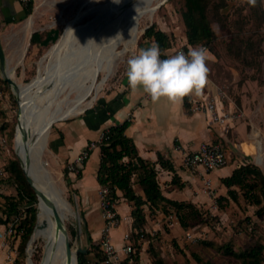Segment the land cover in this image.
Here are the masks:
<instances>
[{"label":"crops","instance_id":"0c3cea01","mask_svg":"<svg viewBox=\"0 0 264 264\" xmlns=\"http://www.w3.org/2000/svg\"><path fill=\"white\" fill-rule=\"evenodd\" d=\"M32 4V11L26 15L25 5L18 0H0V45L5 59L4 72L10 77L12 73H16L14 64L18 60L23 66L28 61L32 62L33 56L37 55L40 49L43 50L52 44L59 34L58 22L45 19L49 13L42 3L32 0ZM158 28L171 37L172 45L165 48L166 50L185 43L183 23L178 24L176 28L159 24ZM148 44V41L142 42L138 51ZM126 67L127 63L114 73L108 90L100 94L91 107H85L74 113L76 115L56 123L49 138L51 153L57 160L66 164L74 160L77 154L91 141L97 140L110 126L129 120L125 134L132 140L139 157L155 163L156 179L165 198L190 203L199 209L212 206L214 201L217 203L219 196H227V188L221 179L229 176L239 165L251 163L250 156L254 153L246 122L238 117L229 121L226 126L213 124L206 112L194 108L196 102L205 97H217L218 88L208 76L199 94H189L176 100L161 97L154 101L142 88L130 87L125 74ZM4 72L0 68V76ZM22 75L26 76L24 67ZM216 105L221 112L235 111L233 104L226 103L223 99H218ZM201 141L221 144L227 155L226 165L207 174H192L187 171L182 165V152L195 150ZM158 156L171 164L173 170L162 167L157 162ZM99 160L100 148L97 146L83 162L79 177L70 172L71 187L82 207L86 230L95 242L98 241L103 226L98 196L100 185L96 180ZM174 175L180 186L172 183ZM204 177L210 179L211 194L204 191ZM133 188L143 196V191L137 183H134ZM10 193L14 194L5 192ZM116 195L115 210L120 218L119 225L122 224V230L119 236L116 235L115 231L119 227L117 225L111 228L110 236L121 257H126V264H152V253L157 254L163 264L201 262L202 254L189 247H183V243H189L184 238L186 230L180 225L174 208L164 202L160 206H164L166 212L162 208L150 209L148 205L143 206L145 235L134 241V255L125 256L120 250L121 236L131 228L132 205L120 190H116ZM229 200L231 199H228V202ZM170 215H175V219L170 220ZM219 253L217 250L216 255ZM6 255V250L0 248V264L4 263ZM206 258L204 261L226 264L224 260L216 263L210 256Z\"/></svg>","mask_w":264,"mask_h":264},{"label":"rangeland","instance_id":"374dc122","mask_svg":"<svg viewBox=\"0 0 264 264\" xmlns=\"http://www.w3.org/2000/svg\"><path fill=\"white\" fill-rule=\"evenodd\" d=\"M37 1L41 2L49 13V15L45 16V19L58 22L59 34L52 44L46 46L43 50L40 49L37 52V55L33 56L31 59L32 62L28 61L26 62V65L23 66L22 62L18 60L14 64V70L16 73H12V77L10 78L17 85L30 82L32 79H36L39 76H46L53 68L56 61L54 45L64 37L63 32L65 31L68 22L72 20L74 23H72V32L74 34L73 36L77 38V40L73 41V44L76 47L89 32V29L84 30V27L91 26L95 15L100 12L98 6L104 5V3L106 4L109 0ZM157 2L159 4L162 0H153L152 3L154 4ZM182 9V0H166L159 7L157 6L152 13L148 12L142 14L139 18L138 37L133 48L126 51L123 55L118 56L112 73L106 77L99 92L95 94V87L101 80L102 73L87 80L82 91L70 94L69 92H66L62 93L61 96L55 97L49 105L44 108V111H48L56 106L63 98L66 99L64 106L66 109L70 108L79 97H81L80 102H84V108L91 107L97 97L104 91L108 90L111 81L113 80L114 73L127 63L130 56L138 52V47L142 44L140 35L143 28L152 23H154L156 27H159V24H166L170 27L176 28L178 24H182L180 15ZM228 10V13L225 14V23L228 25V29L222 27L216 22L212 24L218 37L217 41L220 39L228 40L230 34L229 31H233V27H231L232 21L236 19L241 21V18L246 17L248 14V10L245 8L243 0H237V2ZM83 12L85 14L79 20H76L75 18L77 15L82 14ZM244 27V30L248 29L249 25ZM69 47L68 44H65L62 48L60 53L62 57L67 55ZM215 47L216 51L211 52L210 54L208 53L206 60L208 67L207 76L212 79L213 84L218 89L224 92L225 96L222 98L223 101L226 103L231 102L233 104V110H235L234 112L239 113L241 115V120L246 122L247 132L252 140L251 146L254 152L250 156L251 163L259 167L264 173V53L260 57L261 69L257 70L254 67L242 65V63L239 62L231 52L227 51L224 44H216ZM116 48L114 50H119L121 47L118 46ZM99 59L100 55L95 58V62L97 63ZM23 67L25 68L26 76L22 75ZM33 89L34 86H31L30 89L27 90V93L30 94ZM17 93L19 96V92L16 91L12 84L5 79L3 73V75L0 76V162L2 160L7 162L10 158H16L18 159L20 166L22 165V168L23 164L20 161L16 150L21 119L20 99L17 97ZM18 102L20 108L19 114L17 113ZM88 102H90L89 105H87ZM74 115L76 114L63 115L55 118L50 124L47 138L41 147V160L45 163L44 169L46 170L47 175L50 177L55 187L61 189L62 195L66 197L71 210H74L77 214V218H74L73 214H69L68 218L61 223L63 241L65 245L67 241L70 243L72 250L71 259L73 256L74 261V263H71V260H69L67 264H75L74 250L76 248H84L88 246V242L86 239V231L83 227V210L79 205L75 190L71 187L70 172L66 169L67 163L60 162L54 154L51 153L49 149V138L56 123ZM74 174L76 175V173ZM5 192L15 193V187L2 178L0 180V205L3 202V196L1 194H5ZM222 204L223 207H218V203L215 201L210 207L199 208L198 211L201 213L199 216L187 219L189 227L185 230H189L193 234L195 240H188L189 243H183V247H189L195 252L202 254L201 261H204V259H207L206 257L210 256L216 263L220 260H224L226 264H239V262L232 256L223 254L221 248L224 245H228L238 251L247 248L256 242H260L264 245V206L261 214H258L257 211L261 205L249 204L243 199L241 194L238 195L236 201L229 200L226 204L222 201ZM34 205L36 207V226L38 210L37 202ZM20 207L22 210L21 214L24 216V209L27 207L26 202H21ZM0 225H2V227L7 226L3 224ZM121 230L122 224L116 229V235L119 236ZM87 233L89 234L88 231ZM89 236L94 240L90 234ZM5 242L6 246L1 248L2 250H6V253H9L10 251L13 252V264H28L26 257L22 258L18 256V236L7 237ZM43 248L44 240L40 239L35 243L32 256L34 264H39L41 261ZM217 250L220 251L219 255H216ZM33 258L37 260H34ZM3 264H6V261H4Z\"/></svg>","mask_w":264,"mask_h":264},{"label":"trees","instance_id":"16d2710c","mask_svg":"<svg viewBox=\"0 0 264 264\" xmlns=\"http://www.w3.org/2000/svg\"><path fill=\"white\" fill-rule=\"evenodd\" d=\"M183 9L180 12L186 41L183 44L196 46L205 44L207 53L216 51V44H224L228 52H231L242 65L261 69L260 57L263 50V28H264V7L263 0H243L245 8L248 10L246 17L241 21L233 20V31H229L227 39H220L212 26L218 23L228 29L225 23L228 9L233 6L237 0H182ZM33 4L30 0L25 5V14L32 11ZM224 19V21H223ZM248 29L244 30V26ZM142 42H157L160 49L168 48L172 45L171 37L160 30L154 23L148 25L141 33ZM130 124L129 120L116 123L110 126L106 131V138L99 145L100 160L96 172V180L100 186H107L110 191V197L117 199L116 190H120L124 198L132 205L131 216V234L136 240V232L143 230L145 215L143 206L148 205L150 209L162 208L164 212L167 209L160 206L162 202L172 206L177 214L180 225L187 229L188 218H194L201 214L197 208L190 203L179 202L165 198L160 190L156 179L155 163L146 161L139 157L132 140L126 136L125 129ZM127 158V160H125ZM157 162L169 170H173L171 164L165 162L161 156H158ZM80 176V170L76 177ZM15 187L14 194H1L3 202L0 205V224L12 225L15 230V236L19 237L18 256L26 257V243L33 232L36 221V195L33 188L26 180L20 163L16 158H10L4 165V175L0 176ZM0 179V180H1ZM221 182L227 188V196L217 198L218 207H223L228 203V199L236 201L241 194L243 199L249 204L261 205L257 213L261 214L264 206V173L259 167L252 163L241 164L236 167L232 173L221 179ZM137 183L143 191V196L136 193L133 188ZM172 183H178L176 175L172 177ZM26 202L24 216L21 214V202ZM23 216V217H22ZM88 246L82 248L77 253L76 264H102L103 255L99 249L98 243L93 241L86 230ZM143 232V236H144ZM14 236V237H15ZM65 245V243H64ZM223 254L232 256L239 264H264V245L256 242L251 246L234 250L228 245L222 246ZM131 255H134L133 253ZM152 264H163L161 258L152 253ZM34 259V258H33ZM37 260V259H34ZM199 264H215L210 261H201Z\"/></svg>","mask_w":264,"mask_h":264},{"label":"bare ground","instance_id":"6f19581e","mask_svg":"<svg viewBox=\"0 0 264 264\" xmlns=\"http://www.w3.org/2000/svg\"><path fill=\"white\" fill-rule=\"evenodd\" d=\"M152 2L153 0H120L115 3L114 0H109L98 6L100 12L95 15L91 26L84 27L89 32L76 47L73 44L77 40L72 32L73 21H69L64 37L54 45L56 61L53 68L46 76L18 85L21 119L16 150L26 175L38 191L37 223L27 245L28 264H34L32 256L35 243L40 239L44 240V248L39 264H67L69 260L74 263L73 256L71 259V254H66L62 228L57 226L55 215L62 223L69 214H73L74 218H77V214L71 210L61 189L56 188L47 175L45 163L41 160V147L47 138L51 122L59 116L79 112L84 108V102H80L79 97L66 109V99L63 98L50 110L44 111V108L62 93L82 91L87 80L102 73V78L95 87V94L99 92L106 77L112 73L118 56L133 48L138 37L140 16L152 13L158 6L159 1L154 4ZM84 14H78L75 19L79 20ZM65 44L70 47L67 55L62 57L60 53ZM118 46L121 48L114 50ZM98 55L100 59L96 63ZM31 86L34 89L29 94L27 90ZM89 104L90 102L87 105Z\"/></svg>","mask_w":264,"mask_h":264},{"label":"built area","instance_id":"2783aa9c","mask_svg":"<svg viewBox=\"0 0 264 264\" xmlns=\"http://www.w3.org/2000/svg\"><path fill=\"white\" fill-rule=\"evenodd\" d=\"M21 4L26 5L30 0H18ZM151 42H149L148 46H150ZM203 46L206 50L207 47L205 44H199L196 46ZM147 46V47H148ZM194 46L180 44L175 46L171 50L161 49V56L166 57L175 54L179 50H183L185 53ZM217 97H205L199 102H196L194 108L203 110L206 112L208 119L213 124H221L226 126L229 121L234 118H238L241 115L236 112H221L217 108V100L222 99L225 94L222 90L218 89L216 93ZM106 132H102L99 138L95 141H91L85 149H83L74 160L70 161L66 165V169L68 172L77 173L81 168L83 162L88 158L89 153L92 149L99 146L103 143V140L106 138ZM178 148V147H177ZM182 165L183 167L192 174L201 173L207 174L209 171L220 168L226 165L227 163V155L222 145L219 143H208L205 141H201L198 147L193 151H183L182 152ZM5 161L2 160L0 162V176L4 175V165ZM204 182V191L211 194V182L207 177L203 178ZM98 196H99V209L100 214L103 219V226L101 228L100 236L98 238V246L102 252L103 259L102 264H126L125 258L121 257L119 249H117L112 241L110 236L111 228L119 225L120 218L115 210V200L110 197V191L107 186H100L98 188ZM215 202V201H214ZM170 220L175 219V215L169 216ZM15 230L13 226L7 225L4 227H0V248L6 246L5 239L7 237H14ZM184 237L187 240H195L193 234L186 230L184 233ZM143 238V231L139 230L136 232V240ZM122 246L120 247L121 252L125 256H129L134 253V238L131 234V230L125 231L122 236ZM6 264H13V252L10 251L7 253L5 258Z\"/></svg>","mask_w":264,"mask_h":264},{"label":"clouds","instance_id":"9594fccd","mask_svg":"<svg viewBox=\"0 0 264 264\" xmlns=\"http://www.w3.org/2000/svg\"><path fill=\"white\" fill-rule=\"evenodd\" d=\"M207 57L202 45L162 57L160 45L153 41L128 58L125 74L131 88H142L152 100H176L201 92L207 81Z\"/></svg>","mask_w":264,"mask_h":264},{"label":"water","instance_id":"95a60500","mask_svg":"<svg viewBox=\"0 0 264 264\" xmlns=\"http://www.w3.org/2000/svg\"><path fill=\"white\" fill-rule=\"evenodd\" d=\"M163 2H164V1H162L161 3H159V4H158V7H159ZM146 27H147V26H146ZM146 27H145V28H146ZM145 28H143V30H144ZM143 30H142V31H143ZM64 32H65V31H64ZM64 32H63V33H64ZM63 33H62V35H63ZM62 35H61V36H62ZM4 65H5V59H4V54H3V51H2V47H1V45H0V68L3 70V72H4ZM37 73H38V71H37ZM4 77H5V79H6L9 83L12 84L13 88H14L16 91H18V85H17V84H16V83L10 78V76H8V74L5 73V72H4ZM17 97L19 98L18 93H17ZM19 110H20V108H19V102H18V110H17V113H18V114H19ZM21 166H22V165H21ZM22 170H23V172H24V174H25L26 180H27L28 183L31 185V187L33 188L34 192H35L36 195H37V194H38V191L33 187L32 183H31V181H30V178L26 175V173H25L23 167H22ZM55 216H56L57 226H58L59 228H62L61 221L57 218V215H55ZM34 229H35V227H34ZM34 229H33V231H34ZM32 233H33V232H32ZM31 236H32V234L30 235V237H29V239H28V241H27V243H26V248H25V252H26V261L28 260L27 245H28V243H29V241H30ZM65 249H66V254L69 256V255L71 254L72 250H71V245H70V243H69L68 241L66 242ZM80 250H82V248H76V249L74 250L75 264L77 263V253H78V251H80Z\"/></svg>","mask_w":264,"mask_h":264}]
</instances>
